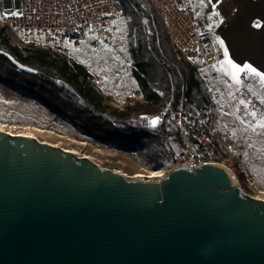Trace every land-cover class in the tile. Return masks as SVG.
I'll return each instance as SVG.
<instances>
[{
  "label": "water",
  "instance_id": "water-1",
  "mask_svg": "<svg viewBox=\"0 0 264 264\" xmlns=\"http://www.w3.org/2000/svg\"><path fill=\"white\" fill-rule=\"evenodd\" d=\"M0 264H264V199L216 164L129 179L0 130Z\"/></svg>",
  "mask_w": 264,
  "mask_h": 264
},
{
  "label": "trees",
  "instance_id": "trees-1",
  "mask_svg": "<svg viewBox=\"0 0 264 264\" xmlns=\"http://www.w3.org/2000/svg\"><path fill=\"white\" fill-rule=\"evenodd\" d=\"M123 3L127 48L142 101L123 109L111 105L84 64L47 46L15 43L5 26H0V84L39 102L85 138L126 151L143 150L158 169L166 164L163 146L174 130L163 124L142 128L138 115H158L164 101L183 86L191 102H214L198 65L173 42L160 8L151 0Z\"/></svg>",
  "mask_w": 264,
  "mask_h": 264
},
{
  "label": "built area",
  "instance_id": "built-area-1",
  "mask_svg": "<svg viewBox=\"0 0 264 264\" xmlns=\"http://www.w3.org/2000/svg\"><path fill=\"white\" fill-rule=\"evenodd\" d=\"M151 1L160 8L173 42L198 65L214 104L200 106L191 102L183 86L178 95L172 92L158 115L140 113V125L148 129L153 126L152 119L159 117L155 126L163 124L174 129L180 145L167 147L171 169L180 165L195 169L204 164L231 165L241 189L245 193H249L246 189L257 191L249 194L264 199V189L257 185L251 169L253 143L259 137L243 128L234 111L222 113L219 105L221 97L227 104L231 103L219 70L223 55L220 32L217 28H203L202 18L208 19L210 15L197 11L196 0ZM11 3L9 8L7 0H0V26L9 28L19 44L47 46L67 55L72 42L94 36L113 39L117 21L124 17L123 0H11ZM13 12L22 14L13 16ZM171 169L130 174L113 170L129 179L161 181ZM159 172L160 176H153ZM241 177L247 187H243Z\"/></svg>",
  "mask_w": 264,
  "mask_h": 264
},
{
  "label": "rangeland",
  "instance_id": "rangeland-1",
  "mask_svg": "<svg viewBox=\"0 0 264 264\" xmlns=\"http://www.w3.org/2000/svg\"><path fill=\"white\" fill-rule=\"evenodd\" d=\"M7 4L9 8L12 7L11 0H7ZM116 27L113 39L94 36L86 41L72 42L68 55L84 64L94 74L97 84L111 105L123 109L126 103L134 104L135 100L142 101L143 97L132 73L133 63L127 48L128 27L125 16L117 21ZM13 41L18 43L15 34ZM248 76L241 74L242 83L237 85L230 76L221 71L222 82L227 87L231 103L223 102L221 97L219 105L222 113L234 111L243 128L259 137L253 143L251 169L256 176L257 185L264 189V131L258 127L253 130L257 120L264 116V84H261L259 79L254 82L253 79L256 78L251 79ZM240 100L246 101V104H240ZM252 111L257 113L255 118L250 115ZM0 128L16 134H33L40 141L74 150L77 155H87L101 166L129 174L148 169L169 171L172 166L167 147L180 145V139L175 137L173 131L164 144L165 148L163 146L166 164L154 169L143 150L126 151L114 145L85 138L75 133L70 124L56 117L39 102L24 97L2 84H0ZM38 128L43 129V132L36 130ZM228 167L233 170L231 165ZM246 190L251 194L257 192L252 189Z\"/></svg>",
  "mask_w": 264,
  "mask_h": 264
},
{
  "label": "crops",
  "instance_id": "crops-1",
  "mask_svg": "<svg viewBox=\"0 0 264 264\" xmlns=\"http://www.w3.org/2000/svg\"><path fill=\"white\" fill-rule=\"evenodd\" d=\"M195 7L199 13L210 15L202 18L203 28H217L220 32L222 60L227 49L229 58L236 63L247 62L264 72V0H196ZM248 78H256L254 82L259 79L251 75Z\"/></svg>",
  "mask_w": 264,
  "mask_h": 264
},
{
  "label": "snow or ice",
  "instance_id": "snow-or-ice-1",
  "mask_svg": "<svg viewBox=\"0 0 264 264\" xmlns=\"http://www.w3.org/2000/svg\"><path fill=\"white\" fill-rule=\"evenodd\" d=\"M21 14L22 13H18V12L11 13V15L13 16H17ZM256 26L259 27V25H256ZM220 43L221 45H223V41H220ZM224 57H225L224 60L219 62L220 63L219 70L225 72L228 76H230L232 81L235 84L239 85L242 83L241 73H245L246 75L258 77L260 83L264 84V72L259 71L257 68L253 67L250 63H247V62H245L243 65L236 63L231 58H229L227 49L224 50ZM213 67H216V66L213 65ZM240 104L244 105L246 104V101L240 100ZM250 115L255 118L257 116V113L255 111H252ZM158 120H159V117L152 119L151 121L152 125L155 126ZM256 127L260 129H264V116H261L260 119L257 120L256 125L253 128V130H255Z\"/></svg>",
  "mask_w": 264,
  "mask_h": 264
},
{
  "label": "bare ground",
  "instance_id": "bare-ground-1",
  "mask_svg": "<svg viewBox=\"0 0 264 264\" xmlns=\"http://www.w3.org/2000/svg\"><path fill=\"white\" fill-rule=\"evenodd\" d=\"M0 130H3V131H8V132H10V133H12V134H16V133H13L12 131H9V130H7V129H3V128H0ZM36 130H38V131H40V132H43V129H40V128H38V129H36ZM23 135H28V136H33V137H35L33 134H23ZM69 150V149H68ZM74 153H77L76 151H74V150H72ZM85 156H87V155H85ZM89 157V156H88ZM225 169H227V171L230 173V175H231V177H232V179H233V182H234V184L235 185H239V182H238V180H237V177L235 176V174H234V172L231 170V168H229V167H226L225 165H222ZM161 174H160V172L159 173H154L153 174V176H160Z\"/></svg>",
  "mask_w": 264,
  "mask_h": 264
}]
</instances>
